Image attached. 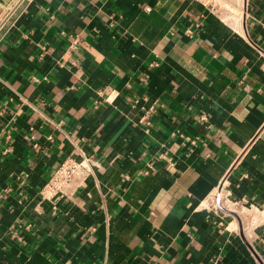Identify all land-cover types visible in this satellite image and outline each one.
Masks as SVG:
<instances>
[{
  "label": "crops",
  "instance_id": "0c3cea01",
  "mask_svg": "<svg viewBox=\"0 0 264 264\" xmlns=\"http://www.w3.org/2000/svg\"><path fill=\"white\" fill-rule=\"evenodd\" d=\"M238 3L0 0V264H264V0Z\"/></svg>",
  "mask_w": 264,
  "mask_h": 264
},
{
  "label": "built area",
  "instance_id": "2783aa9c",
  "mask_svg": "<svg viewBox=\"0 0 264 264\" xmlns=\"http://www.w3.org/2000/svg\"><path fill=\"white\" fill-rule=\"evenodd\" d=\"M149 9V8H147ZM74 43L77 44L78 40H74ZM81 163L76 162L75 160H66L61 166L56 170L51 187L56 190H60L66 183H68L72 176L81 168ZM222 199L221 192H218L215 195V203L220 205Z\"/></svg>",
  "mask_w": 264,
  "mask_h": 264
},
{
  "label": "rangeland",
  "instance_id": "374dc122",
  "mask_svg": "<svg viewBox=\"0 0 264 264\" xmlns=\"http://www.w3.org/2000/svg\"><path fill=\"white\" fill-rule=\"evenodd\" d=\"M211 1L212 2L217 1L219 4H222L223 5L222 9L224 11V15H226V16L230 15L231 11L234 10L233 3L237 2V0H211ZM238 1H239V3L237 6H240L239 8H242V5H240V4H242L243 0H238Z\"/></svg>",
  "mask_w": 264,
  "mask_h": 264
}]
</instances>
